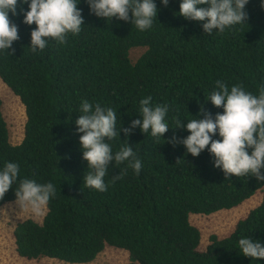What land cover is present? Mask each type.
<instances>
[{
  "label": "trees",
  "instance_id": "16d2710c",
  "mask_svg": "<svg viewBox=\"0 0 264 264\" xmlns=\"http://www.w3.org/2000/svg\"><path fill=\"white\" fill-rule=\"evenodd\" d=\"M76 2L84 25L78 35L69 33L65 44L50 40L33 53L30 33L36 25L23 23L18 7L17 15L9 13L20 37L13 42L14 54L0 51V79L25 111L23 137L12 144L0 109V170L6 162L19 165L18 179L0 206L16 200L14 190L25 178L56 188L40 223L28 218L15 225L17 254L88 263L111 246L127 251L129 264H264L243 256L238 246L240 238L264 244V181L226 178L207 149L193 157L184 145L169 143L190 134L175 128L176 120L186 125L202 119L201 105L213 117L223 112L207 101L217 80L229 89L241 84L253 95L264 87L262 0H249L246 22L211 35L203 32V22L179 15L181 0H169L167 7L154 0L157 17L144 31L130 21L97 17L86 0ZM22 7L28 10L27 4ZM138 46L146 50L131 62L129 50ZM147 96L153 107L168 106L169 130L154 138L135 128L127 137L121 131L106 141L113 153L129 143L141 171L137 175L127 162H113L104 177L107 191L86 187L84 175L92 170L82 158V133L75 124L81 103L115 110L118 131L142 119L140 100ZM213 139H220L218 133ZM260 189L261 202L227 236L212 234L198 249L200 231L189 222L190 214L230 209Z\"/></svg>",
  "mask_w": 264,
  "mask_h": 264
},
{
  "label": "clouds",
  "instance_id": "9594fccd",
  "mask_svg": "<svg viewBox=\"0 0 264 264\" xmlns=\"http://www.w3.org/2000/svg\"><path fill=\"white\" fill-rule=\"evenodd\" d=\"M91 13L106 20H122L131 22L137 29H150L153 18L157 17V5L154 0H86ZM249 0H181L179 15L190 21L202 23L204 33L211 35L214 30L224 32L236 24L247 20L245 6ZM167 7L169 0H161ZM27 4L25 11L22 5ZM76 0H0V51L14 54L13 42L20 39L18 26L12 22L9 13L17 15L19 7L23 15V23L35 24L31 31L30 49L33 53L44 50L50 40L60 44L67 42L69 33L78 35L84 20ZM264 7V0H262ZM12 49V52H9ZM210 100L216 108L223 112L212 113L204 110L201 105L200 114L203 118L187 121L186 125L179 119L175 128H186L190 133L187 137L178 139L173 136L169 143L184 145L186 152L193 157L200 155L205 149L214 157V167L223 171L229 178L254 177L257 181H264V87L258 95H253L241 84L229 86L220 80L215 82V88L210 93ZM152 97L140 100V117L132 120L129 127L120 126L117 131L116 111L110 107H102L99 103L93 106L87 100L80 106L81 115L75 121L79 142L83 152V159L87 161L89 171L84 175L83 183L86 187L99 192L107 191L104 177L109 166L127 162V167L138 175L142 168L133 148L128 143L119 151L113 153L106 141L112 140L122 131L125 137L131 135L133 129L148 133L154 138H162L169 130L165 117L169 111L167 105L152 106ZM197 116V117H198ZM219 135L220 139H213ZM249 150H251L249 154ZM126 170L113 176L112 182L122 179ZM19 165L6 162L0 170V200L13 189L17 181ZM15 204L21 211H30L39 217L43 215V208L50 198L56 195L55 186L49 182L37 183L33 179H22L14 190ZM239 250L243 256L264 260V244L252 238H240Z\"/></svg>",
  "mask_w": 264,
  "mask_h": 264
},
{
  "label": "rangeland",
  "instance_id": "374dc122",
  "mask_svg": "<svg viewBox=\"0 0 264 264\" xmlns=\"http://www.w3.org/2000/svg\"><path fill=\"white\" fill-rule=\"evenodd\" d=\"M146 50V47H132L129 50L131 62H135ZM1 112L6 122L9 141L17 144L23 137L25 123L24 106L16 96L0 79ZM263 190H257L254 195L244 200L239 205L230 209H223L209 215L190 214L189 222L200 231L198 249L203 250L209 243V236L216 235L219 238L227 236L236 225L237 221L244 218L249 210L257 206L262 199ZM46 213L37 217L30 211H21L15 200L0 206V264H129L128 252L111 246H107L92 261L88 263H68L53 258L26 259L19 256L15 249L13 230L15 225L25 219H33L41 222Z\"/></svg>",
  "mask_w": 264,
  "mask_h": 264
}]
</instances>
